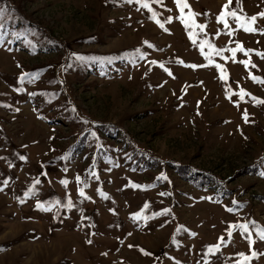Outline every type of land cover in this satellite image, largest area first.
I'll return each mask as SVG.
<instances>
[{"label": "rangeland", "instance_id": "1", "mask_svg": "<svg viewBox=\"0 0 264 264\" xmlns=\"http://www.w3.org/2000/svg\"><path fill=\"white\" fill-rule=\"evenodd\" d=\"M185 2L0 0V264H264V0Z\"/></svg>", "mask_w": 264, "mask_h": 264}, {"label": "snow or ice", "instance_id": "2", "mask_svg": "<svg viewBox=\"0 0 264 264\" xmlns=\"http://www.w3.org/2000/svg\"><path fill=\"white\" fill-rule=\"evenodd\" d=\"M128 2L131 3L132 0H128ZM174 3H175L176 6L180 9V12H181L180 19L183 20V12H184V9H185L186 7H189V6L186 4L185 0H174ZM230 3H231V0H227L226 4L223 6V9H227V8L229 7V4H230ZM143 6H144V7H148V4L145 3ZM192 15H195V13H192ZM226 15H232V16H234V17H237V14H236L234 11L231 12V13H229V12H226V11H223V10H222L221 13H220V15H219V17H218V19H219V20H224V18H225ZM257 15H259V16H264V12H262V13H258ZM171 19H172V17H169V18H168L169 22L171 21ZM255 19H256V16H252V17H250V18H246V19H244V20H242L240 17H237V23H238L241 27H243V28L245 29V31L252 32V31H255V29L252 28V27H250L249 25H250L251 22L255 21ZM156 22H157L158 24H160V21H159V20H157ZM184 23H185V25L187 26L188 21H184ZM227 26H228V25H227V22L225 21V27H227ZM160 27L163 28L164 25H163V24H160ZM198 27H204V26H203V25H198ZM144 43H145V44H148L149 42H148V41H144ZM201 47H203V46H201ZM209 47L211 48V47H213V46H212V45H209ZM237 49H239V50H241V51H244V52H246V53L249 51V50H247V49H244L243 46H242V44H241L240 42H237ZM213 50L216 51L217 53H222V52H223V49H213ZM232 51H233V53L235 54L236 49H233ZM262 55H264V54H262ZM206 59H209V61L211 62L210 57H206ZM178 62H182V61H178ZM153 63H155V61H153ZM243 63L247 66V64L249 63V61H243ZM18 66H19V65H18ZM190 67L195 68V67H198V65H196V64H192V65H190ZM219 67H220V65H217V68H219ZM25 75H28V74H27V73H22L20 79L23 80V77H24ZM222 78H223V77H222ZM252 79H253V81H258V80H259L260 82H264V78H258V77H256V76H252ZM246 94H247V93L245 92L244 89H241V90H240V96H241V99H243L244 95H246ZM244 117H245V120H247V113H246V112H245V114H244ZM20 158H21V159H25V157H20ZM261 175H264V172H261ZM159 178H165V179H166V177L164 176L163 173L161 174V177H158V179H159ZM76 179L79 180V179H80L79 176H77ZM38 182H39V181H34V183H38ZM4 183L6 184L7 181H4ZM61 183H63V184L66 185V184H67V180H66V179H65V180H62ZM137 187H139V185H137ZM26 194H27V193H26ZM169 194H170V193H161V195H169ZM80 195H81V196H85V193L83 192V190H80ZM88 198L90 199V197H88ZM36 206H37V207H41V204H40L39 201L37 202V205H36ZM68 206H69V207L72 206V205H71V201H69ZM163 211H164V212H167V211H169V210H168V209H164ZM228 211H233V209L229 208ZM134 215H137V214H134ZM232 227H239V228L243 229L244 231H248V226H247L246 223H242V224H238V225H232ZM229 234H231V228L229 229ZM258 235L260 236L261 239H264V230L259 231ZM89 243H91V241H89ZM217 247H218V246L214 244V245L210 246L209 251H211L212 249H215V248H217ZM142 251H143V250H142ZM239 255L244 256L243 253H240ZM252 255L255 256L256 253L253 252Z\"/></svg>", "mask_w": 264, "mask_h": 264}]
</instances>
